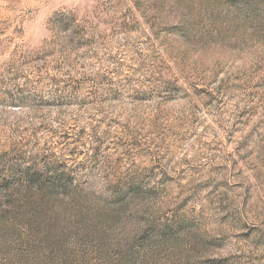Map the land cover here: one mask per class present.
Returning <instances> with one entry per match:
<instances>
[{
  "label": "rangeland",
  "instance_id": "obj_1",
  "mask_svg": "<svg viewBox=\"0 0 264 264\" xmlns=\"http://www.w3.org/2000/svg\"><path fill=\"white\" fill-rule=\"evenodd\" d=\"M0 264H264V0H0Z\"/></svg>",
  "mask_w": 264,
  "mask_h": 264
}]
</instances>
